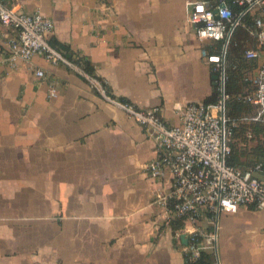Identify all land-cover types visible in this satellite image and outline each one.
Masks as SVG:
<instances>
[{"label": "crops", "instance_id": "1", "mask_svg": "<svg viewBox=\"0 0 264 264\" xmlns=\"http://www.w3.org/2000/svg\"><path fill=\"white\" fill-rule=\"evenodd\" d=\"M1 1L51 18L52 41L89 62L112 96L159 107L171 123L176 103L219 97L221 70L188 23L191 0ZM11 35L0 26V264H185L153 202L173 184L147 169L155 136L75 67L14 60ZM193 226L216 235L202 243L214 264H264L262 210H207Z\"/></svg>", "mask_w": 264, "mask_h": 264}, {"label": "built area", "instance_id": "2", "mask_svg": "<svg viewBox=\"0 0 264 264\" xmlns=\"http://www.w3.org/2000/svg\"><path fill=\"white\" fill-rule=\"evenodd\" d=\"M230 2L243 7L237 16ZM263 7L264 0H218L216 5L205 0L188 2V23L199 40L213 45L218 41L223 43L219 53L211 52L206 46L202 50L206 61L221 70L220 94L212 102L176 103L173 111L178 116L177 123L169 122L159 107L140 108L109 94L103 81L86 73L51 44L54 23L43 13L23 12L16 5L8 6L0 0V26L4 32L13 33L6 42L14 60L21 58L31 61L35 55H41L51 63L63 62L75 67L94 91L155 136L158 155L147 165V169L156 179L170 174L173 184L167 191H156L153 202L162 209L161 215L166 225H170L175 217L187 216V224L176 230L174 235L185 253L196 256L204 240L213 243L216 239L214 233L193 226L204 211L236 213L240 207L254 206L264 213V181L253 168L242 169L228 163L232 150V128L226 113L229 95L225 91L226 56L231 38L243 17L252 15L251 34L258 40L259 47L247 48L245 57L259 62L243 77L247 83L243 99L256 107V114L249 119L264 122ZM37 75L42 77L45 71L38 69ZM56 94V88L52 87L51 96ZM252 136L251 130H247V137ZM184 233L188 235L187 244L182 240ZM199 235L204 237L202 242H199Z\"/></svg>", "mask_w": 264, "mask_h": 264}, {"label": "trees", "instance_id": "3", "mask_svg": "<svg viewBox=\"0 0 264 264\" xmlns=\"http://www.w3.org/2000/svg\"><path fill=\"white\" fill-rule=\"evenodd\" d=\"M208 1L212 2L213 5L218 3V0ZM230 7L235 16L243 10L242 6L233 2H230ZM252 26L253 16H244L234 31L226 56L225 91L229 95L226 113L230 119V126L232 128L230 141L232 150L228 157V163L242 169L253 168L256 173L260 172L264 174V122L249 119V117L256 114V107L243 99L245 88L247 87V83L244 82L243 77L258 65L257 60L245 57V50L249 45L259 47L258 40L251 34ZM50 42L61 51L64 57L79 65L86 73L103 81L94 73L93 67L89 62L82 59L74 61V53L69 47L61 48L52 39ZM222 45L223 43L218 41L214 45L206 44V48L211 52L219 53L221 52ZM103 83L107 87L104 81ZM107 91L110 94L108 87ZM247 130H251L253 134L252 138L247 137ZM251 142L253 143L251 144ZM258 165L260 167H257ZM186 221V215L175 217L170 221V226L175 232L178 229H182ZM198 239L199 242H202L204 237L199 235ZM185 258V264H214L215 262L214 252L205 248H201L196 256L185 253Z\"/></svg>", "mask_w": 264, "mask_h": 264}, {"label": "water", "instance_id": "4", "mask_svg": "<svg viewBox=\"0 0 264 264\" xmlns=\"http://www.w3.org/2000/svg\"><path fill=\"white\" fill-rule=\"evenodd\" d=\"M224 6V5H222ZM217 17H218V9H216ZM182 240L185 244L188 242V235L186 233L182 234Z\"/></svg>", "mask_w": 264, "mask_h": 264}]
</instances>
